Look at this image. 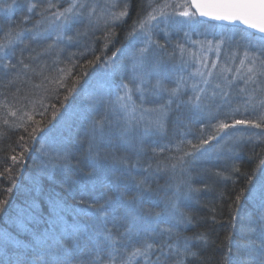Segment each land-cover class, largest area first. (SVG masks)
Masks as SVG:
<instances>
[{
	"label": "snow or ice",
	"instance_id": "6c2138e0",
	"mask_svg": "<svg viewBox=\"0 0 264 264\" xmlns=\"http://www.w3.org/2000/svg\"><path fill=\"white\" fill-rule=\"evenodd\" d=\"M130 9L131 0H29L22 21L13 24L8 15L9 27L0 28V95L4 96L0 120L26 134L11 148L12 165L0 173V179L9 181L4 189L9 195L16 187L15 166L23 162L33 141L44 140L39 163L34 162L41 175L75 167L70 146L50 149L47 137L54 132L60 112L51 105L49 118L43 103L45 96L60 88L67 89L65 101L76 90L81 75H74L78 66L74 58L91 54L79 67L101 65L106 82L113 73H123L114 85V99L110 91L98 94L103 114L93 117L88 126L90 170L80 180L65 182V192L76 202L70 209L64 202L58 206L73 217L72 223H62L58 236L34 231L27 245L5 233L0 236V264H190L192 260L213 264V257L202 256L214 242L210 235H185L194 226V217L181 211L179 197L185 187L189 193L199 191L191 188L193 163L220 158L227 151L231 155L225 159L230 163L215 175L230 180L238 173L252 184L259 172L264 192V131H245L264 130V0H141L126 36L134 50L126 57L119 48L105 56ZM197 16L239 22L261 35L255 40L241 37L245 42H236L227 52L223 37L215 44L190 40L196 51L180 42L169 50L170 31H183L185 25L195 31ZM159 33L163 42L156 38ZM184 35L188 38L189 32ZM87 37L94 39L82 45L83 51L64 57L69 46L79 47ZM97 40L102 41L99 52ZM136 43L141 47L136 48ZM211 51L215 59H209ZM49 57L54 59L49 62ZM150 96L155 100L150 102ZM38 107L44 110L37 111ZM173 111L177 116L172 138L166 145L151 146L152 155L147 156L148 138L166 134ZM114 135L123 144V154H111L120 175L109 179L99 165V147ZM246 145H251L250 159L256 161L250 173L242 172L235 162ZM244 195L241 188L228 205V231L215 264H264V198L255 219H241L238 208ZM219 196L225 198L224 192ZM7 203L0 199V212ZM211 212L215 221L216 209ZM31 213V205L18 208L10 220L25 225ZM59 220L63 222V216Z\"/></svg>",
	"mask_w": 264,
	"mask_h": 264
},
{
	"label": "trees",
	"instance_id": "16d2710c",
	"mask_svg": "<svg viewBox=\"0 0 264 264\" xmlns=\"http://www.w3.org/2000/svg\"><path fill=\"white\" fill-rule=\"evenodd\" d=\"M1 1L3 3H0V28L6 30L9 27V20L6 18L8 15L13 17L11 21L13 24H15L14 18L16 17L19 19L15 21L16 23L23 20L19 13L25 7V2L27 0ZM140 6L141 0H131L130 14L126 19V22L117 28L114 42L109 45L108 49L105 50V56H111L112 52L116 51L118 48L122 50V53L125 49L129 48V40L126 39V36L130 31V26L133 20L137 17ZM196 21H198V23L196 24L195 31H191L189 27L185 25V31L189 32L188 40L180 34L175 33L174 35L177 34V36H175L176 40H171V42H174L175 44L177 42L185 43L187 46L190 45L188 47L192 48L193 51H196L198 50L197 47L191 45L190 40L205 39L213 41L215 44L214 39L222 35L235 37L237 40L241 39V36L236 34L237 29L235 25H222L217 22L204 20V22L201 23L198 17H196ZM240 32L248 34V37L256 36L243 28H241ZM97 35H100V33ZM89 38L91 39L88 43H91L94 38ZM84 43L85 42H81V46L79 47L75 44L69 46L64 52V55L69 52L83 51L82 45ZM175 44L169 45V50H171V47ZM101 45L102 41L97 40L95 42V49L97 52H99ZM211 52L215 53V51ZM90 58H92L91 54L86 57L77 56L74 58L78 65L74 70V75L80 74L81 80L77 85L76 90L68 97L67 101L64 100L65 95H67L66 88H60L56 93L48 94L43 100V103L48 106L49 118L51 117V105H55L60 112L59 119L55 121L56 128L54 129V132L48 134L47 137L49 147L53 152L62 150L65 146H67V143H69L68 137L70 133L77 130L79 126V131H81L79 137H77L76 141L70 142L75 146L74 149H82V143L85 140L87 150L88 128L86 124L88 120L96 117V115L93 113V110H91L92 98L90 99L89 96H84V99H81V94H83L89 83L103 70L102 66L99 64L87 69L79 67V65H83L85 63L86 59ZM60 66L63 67L64 65ZM117 77L118 72L113 73L110 77V92L113 90V85L118 81ZM71 83L72 81L69 79L67 81L68 87L71 86ZM2 99H4V96L0 95V100ZM148 99L151 102L154 97L150 96ZM74 107H76L80 113H76L71 116L72 113L76 112L73 110ZM43 110L44 109L42 108H37V111ZM176 116L177 113L173 111L169 121L167 122L166 134L160 133L148 138L149 151L147 152V156L152 155L150 151L151 146L161 143H163V145L168 144V141L174 134L172 121L176 119ZM35 118L37 120L40 119L39 115ZM11 119L12 118L9 117V120ZM237 128L242 129V126H237ZM231 131L236 130L233 129ZM245 131L248 134H260L264 130L249 128ZM0 133H4L3 135H0V173H3L7 167L12 165V161L9 157L14 153L11 151V148L16 146L21 135L26 134L23 132V129L9 128L3 124L2 120H0ZM37 135L40 136L41 134ZM42 141L44 140L38 139L37 141H33L32 146L29 152L25 155L23 162L15 166L18 170L13 173L16 181V187L10 195L4 190L8 186L9 181L7 179H0V199L8 200V203L4 207V211L0 212V236L7 233L14 240H19L21 244L25 245L29 244V242L33 239L32 234L34 231L44 233L46 236H58L62 223H72L73 217L68 212H62L61 207L58 206L61 202H64L63 206L70 209L76 202L65 192V182L80 180L83 172L90 170L88 164L85 162L88 161L90 163V161L86 158L87 154L79 155L78 152L80 150H77L78 152L76 151L75 153L73 149L71 151L73 158L72 163L75 167L65 168L51 175H41L38 169L36 170L37 167L34 163L36 157L33 156L38 155L41 157V153L38 150L41 147ZM19 150L20 149L17 148V152H19ZM99 151L101 153L99 165L102 166L104 175H106L109 179H116L120 175V170L117 166L113 165L111 154L114 152L116 154H123V144L121 143L119 137L114 135L110 142L102 143L99 147ZM256 151H260V148H257ZM227 155L231 154L225 151V156ZM225 156H221L220 158L213 156L210 159L204 160L205 163L202 166L199 163L194 162L190 173V183L192 189H198L199 191H192L189 193L188 188L185 187L179 197L181 211L194 217V226L190 227L185 232V235L192 236L195 233L200 232H206L210 235L212 241L214 242L202 252V256L213 257V264L220 259L223 252L222 242L228 231V205L235 199L236 193H238L241 188L245 189V195L241 198V203L238 208L241 219L248 216L255 219L258 215L262 198H264V192L260 190L261 176L259 172L254 178L252 184H246L245 177L238 173H234L232 175V179L230 180H223L215 175L217 170L223 171L225 164L230 163V161L225 159ZM251 156V145L244 146L243 150L239 152L238 159L235 162L240 164L242 172L250 173L251 169L255 166L256 161L254 159H250ZM146 158L147 157H145V159ZM233 181H235V183H233ZM119 182L123 183V180ZM159 183L163 185L165 183L164 179H161ZM153 188H156L155 184H153ZM221 192H224L225 198H221L219 196ZM249 193H251V196ZM193 197L197 198L196 203L192 201ZM29 205L32 206V213L30 218H25V225L14 223L10 220V217L16 216L18 208H27ZM213 207L216 209L215 221L211 218L214 215L211 212ZM60 216H63V222L59 220ZM235 239L238 243L242 242V238L239 234H237ZM190 264H200V261L192 260Z\"/></svg>",
	"mask_w": 264,
	"mask_h": 264
},
{
	"label": "rangeland",
	"instance_id": "374dc122",
	"mask_svg": "<svg viewBox=\"0 0 264 264\" xmlns=\"http://www.w3.org/2000/svg\"><path fill=\"white\" fill-rule=\"evenodd\" d=\"M0 3H3L1 0H0ZM28 3H29V0H27L26 2H25V7L21 10V12L19 13V15H21V18L23 19L24 18V16L27 14V6H28ZM198 17V16H197ZM199 18V17H198ZM179 19V18H178ZM14 20L15 21H17V20H19L18 19V17H16V18H14ZM199 20L201 21V23L202 22H204L203 21V19H200L199 18ZM14 21V23H16ZM219 24H222V23H219ZM222 25H225V24H222ZM160 27L161 28H163V25H160ZM236 27V29H237V31H236V34H239L241 37H246V38H252L253 40H255V39H257V38H259V36L258 35H256V34H254V33H252V32H250V33H252V34H254V35H256V36H254V37H248V34H244V33H241L240 32V30H241V28L242 27H239V26H235ZM185 26H184V30L183 31H176V30H171L170 31V43H169V45H172V44H175L174 42L172 43L171 42V40H176V37L175 36H177V34H180L182 37H184L185 39H189V38H186L184 35H183V33H184V31H185ZM243 29H245V28H243ZM246 30V29H245ZM175 33H177L176 35H174ZM224 33V32H223ZM221 37H223V39H224V41H225V43H224V45H222V48L224 49V51L225 52H227L228 51V48L229 47H234L235 46V44H236V42H240L241 44L244 42V40H237L235 37H231V36H226V35H222V36H220V37H217V38H215L214 39V42L216 43V41H219L220 39H221ZM157 39H159V40H161V42H163V40H164V37H163V33H159L158 35H157V37H156ZM91 38H89V37H87V38H84V39H81V42H89V40H90ZM203 40H205V39H201V41H203ZM80 42V43H81ZM188 46H190V45H188ZM135 47L136 48H139V47H141V44L140 43H136V45H135ZM134 49L132 48V47H130L129 46V48L128 49H125L124 51H123V56L124 57H126V56H128V54L130 53V52H132ZM209 56V59H215L216 58V53H214V52H209V53H207ZM68 54H66V55H64V57H66ZM63 58V57H62ZM223 60V55H222V57H221V61ZM103 73H104V69L102 70V72L100 73V74H98L90 83H89V85L87 86V88L85 89V91L83 92V94H81V99H84V96L86 97V96H89L90 97V99H91V110H93V113H95V115L97 116V115H99V114H103V108L100 106V104H99V99H100V96L98 95L99 93H108L109 91H110V84H109V81H110V78H109V81H105L104 80V78H103ZM122 75H123V73H121V72H118V77H117V82L115 83V84H118L119 82H120V80H121V78H122ZM114 84V85H115ZM114 85H113V90H112V99H114L115 98V96H114V93H115V88H114ZM105 99H107L108 97L107 96H105L104 97ZM153 101L155 100V98L154 99H152ZM161 102V101H160ZM73 110H75L76 112H74V113H72L71 114V116H73V115H75L76 113H80V112H78V110H77V108L76 107H74L73 108ZM237 118H239V117H237ZM44 141H42L41 142V144L43 143ZM83 146H82V149H80V148H78V149H74V152L76 153V151L77 150H80L79 152H78V154L79 155H82V154H87V150H86V146H85V143H83L82 144ZM157 145V144H156ZM160 145H163V143H161ZM200 161V162H199ZM199 163L201 166L205 163L204 162V160H198V161H195V163Z\"/></svg>",
	"mask_w": 264,
	"mask_h": 264
},
{
	"label": "bare ground",
	"instance_id": "6f19581e",
	"mask_svg": "<svg viewBox=\"0 0 264 264\" xmlns=\"http://www.w3.org/2000/svg\"><path fill=\"white\" fill-rule=\"evenodd\" d=\"M49 59V62L51 61V59H54V57H49L48 58ZM96 117H98V115L96 116ZM89 122H90V120H88L87 121V124H86V126H87V128H88V126H89ZM80 127V126H79ZM78 127V129L77 130H74V131H72L71 133H70V135H69V137H68V140H69V143H67V146H70V151H72L74 148H75V146L73 145V144H71V142L70 141H76L77 140V137H79V135H80V133H81V131H79V128ZM83 143H85V140L83 141ZM82 143V144H83ZM108 152H110V151H108ZM30 156H32V155H30ZM33 157H36V159H35V163H39V159H40V157L38 156V155H35V156H33ZM86 162V164H88V167H89V162L88 161H85ZM38 168H36V170H37ZM197 198H192V201L193 202H197V200H196Z\"/></svg>",
	"mask_w": 264,
	"mask_h": 264
},
{
	"label": "water",
	"instance_id": "95a60500",
	"mask_svg": "<svg viewBox=\"0 0 264 264\" xmlns=\"http://www.w3.org/2000/svg\"><path fill=\"white\" fill-rule=\"evenodd\" d=\"M199 17V16H198ZM200 19H203L205 21H210V22H217V23H222V24H229V25H235V26H239V27H242V28H245L247 31L249 32H252L258 36H260L261 34L256 32L255 30L253 29H249L247 28L245 25L239 23V22H228V21H216V20H211V19H208V18H203V17H199Z\"/></svg>",
	"mask_w": 264,
	"mask_h": 264
}]
</instances>
